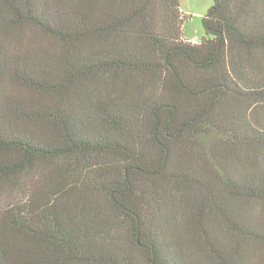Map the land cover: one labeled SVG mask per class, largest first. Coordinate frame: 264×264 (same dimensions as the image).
I'll return each mask as SVG.
<instances>
[{
  "label": "trees",
  "instance_id": "16d2710c",
  "mask_svg": "<svg viewBox=\"0 0 264 264\" xmlns=\"http://www.w3.org/2000/svg\"><path fill=\"white\" fill-rule=\"evenodd\" d=\"M183 14L0 0V264H264V0Z\"/></svg>",
  "mask_w": 264,
  "mask_h": 264
},
{
  "label": "rangeland",
  "instance_id": "374dc122",
  "mask_svg": "<svg viewBox=\"0 0 264 264\" xmlns=\"http://www.w3.org/2000/svg\"><path fill=\"white\" fill-rule=\"evenodd\" d=\"M180 5L183 16L186 17L182 26L183 38L200 43L206 37L202 19L213 5V0H180ZM26 35L31 41L46 42L32 31H28Z\"/></svg>",
  "mask_w": 264,
  "mask_h": 264
},
{
  "label": "built area",
  "instance_id": "2783aa9c",
  "mask_svg": "<svg viewBox=\"0 0 264 264\" xmlns=\"http://www.w3.org/2000/svg\"><path fill=\"white\" fill-rule=\"evenodd\" d=\"M193 43H195V41H193Z\"/></svg>",
  "mask_w": 264,
  "mask_h": 264
},
{
  "label": "crops",
  "instance_id": "0c3cea01",
  "mask_svg": "<svg viewBox=\"0 0 264 264\" xmlns=\"http://www.w3.org/2000/svg\"><path fill=\"white\" fill-rule=\"evenodd\" d=\"M189 41V40H188ZM193 42V41H192ZM196 43V42H195Z\"/></svg>",
  "mask_w": 264,
  "mask_h": 264
}]
</instances>
